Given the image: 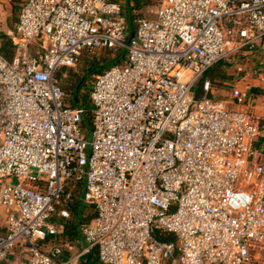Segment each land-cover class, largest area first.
Masks as SVG:
<instances>
[{
  "label": "built area",
  "instance_id": "2783aa9c",
  "mask_svg": "<svg viewBox=\"0 0 264 264\" xmlns=\"http://www.w3.org/2000/svg\"><path fill=\"white\" fill-rule=\"evenodd\" d=\"M10 1L0 264L22 242L26 264H71L48 244L72 220L78 183L95 211L80 227L85 253L101 264H264L263 118L237 82L221 100L207 78L263 43L264 0H154L156 18H134V29L121 0ZM103 50L126 58L96 77L87 133L85 109L68 105L57 75Z\"/></svg>",
  "mask_w": 264,
  "mask_h": 264
},
{
  "label": "crops",
  "instance_id": "0c3cea01",
  "mask_svg": "<svg viewBox=\"0 0 264 264\" xmlns=\"http://www.w3.org/2000/svg\"><path fill=\"white\" fill-rule=\"evenodd\" d=\"M1 1V0H0ZM123 3V6L126 10V12L129 10V14L128 17L130 19V16L133 18H136V13L138 12L136 7V0H121ZM154 1V0H153ZM8 2L10 3H14L13 1L8 0ZM155 2V1H154ZM15 4V3H14ZM156 4V2H155ZM157 12V11H156ZM18 17V14H17ZM156 18V13H155V17ZM154 18H149V19H154ZM17 22H18V18H17ZM17 25V23H16ZM15 30H16V26L15 29L13 28V30L11 31V36H0V42L2 44V46L5 44L6 45V55H10L12 57V59L15 57L16 55V50H15V46L13 44L12 41V37L15 34ZM2 37V38H1ZM264 44L261 43L259 46H262ZM256 47L255 48V52H257L258 50H260V48ZM253 51H246L243 54H247V53H252ZM262 61L261 59L257 60V63L255 62V65H261ZM225 67V66H224ZM239 74L236 75L235 73V77L232 76V74H229L230 76H232L233 78H230V76L228 75V71L225 70L226 72V80L223 83H220L219 81L217 82V85L214 87L213 89V93L215 98L217 99H221V100H231V87L230 85L237 82V85L240 89H242L245 92H248L249 94H252L254 97V101H255V106L252 108L253 111H255L257 114H259L262 118H263V134L261 136V143H264V95H259V94H263L264 93V86H262L258 81L255 82V84L253 85H249V86H244L242 87L243 81H245L247 79V77H245V73L243 68H240L239 70ZM256 80H259L257 78V74H255ZM255 81V80H253ZM260 81V80H259ZM233 82V83H232ZM264 84V83H263ZM253 89H258V92H253ZM259 89H263V90H259ZM1 187V185H0ZM92 216V215H91ZM90 218V217H89ZM7 220H8V212L5 208L0 207V232L5 231L6 227H7ZM68 222V221H66ZM66 222L60 225V229L59 231L61 232L59 234V240H54L52 241V239L50 240L48 247H51L53 245H61L63 247L64 250V254L62 256V260L63 261H71V264H101L99 262L98 259V255L96 253H91V254H86L85 253V249H86V243L82 237V235L80 236L79 239H71L68 236L64 235V225L66 224ZM70 222H73V218ZM90 222V221H88ZM85 220V223H88ZM62 226V227H61ZM29 258V254H28V246L27 244H25L24 242L18 244L15 248V250L10 254L9 260L6 264H26L27 260Z\"/></svg>",
  "mask_w": 264,
  "mask_h": 264
},
{
  "label": "rangeland",
  "instance_id": "374dc122",
  "mask_svg": "<svg viewBox=\"0 0 264 264\" xmlns=\"http://www.w3.org/2000/svg\"><path fill=\"white\" fill-rule=\"evenodd\" d=\"M137 3V13L136 18L141 19H149L154 18L155 13L157 11V6L153 0H136ZM129 14V10L127 11ZM17 14L18 9L16 4L8 2V0H1L0 1V36H11V31L13 28L15 29L16 23H17ZM2 38V37H1ZM260 50L255 52L254 49L252 53H247L243 55H239L235 57L228 65L225 66V69L228 71V75L232 74L233 77L239 74V69L243 68L244 75L247 77L245 81H243L242 87L249 86L255 84L256 81H258L262 86H264V81L262 79L256 80L255 74H262L264 72V44L262 46H259ZM115 54H111L110 52H107L106 50L97 52L96 54H91L90 57H88L89 62L96 61L100 64V66L105 67L107 62L113 61L115 58ZM261 59L262 64L261 65H255V62L257 63V60ZM87 62V60L83 59L82 66L78 67L76 69H72V71H68L67 73H63L61 79H59L60 85L63 88L65 94H66V100H70L71 98V92L74 88L75 82L78 78H82L89 68L90 63ZM107 70V69H106ZM60 73H58L57 76H59ZM230 76V75H229ZM230 76V78H233ZM97 76H93L90 78L86 84L85 94L88 96L90 95L91 89L93 87V84L96 80ZM264 77V75H263ZM62 80V81H61ZM255 80V81H253ZM219 85V84H217ZM263 90V89H259ZM259 95H264L259 94ZM68 103V101H67ZM88 141H91V136L88 134L87 137ZM17 179H14L13 182L17 184ZM73 190V187H72ZM71 190V191H72ZM73 213V212H72ZM91 215H95V211L92 208L86 207L84 217L86 219V222L89 221V217ZM73 221L75 220L76 216L73 213L72 214Z\"/></svg>",
  "mask_w": 264,
  "mask_h": 264
},
{
  "label": "trees",
  "instance_id": "16d2710c",
  "mask_svg": "<svg viewBox=\"0 0 264 264\" xmlns=\"http://www.w3.org/2000/svg\"><path fill=\"white\" fill-rule=\"evenodd\" d=\"M133 20L134 18L130 16V21H131V26L134 29L133 26ZM2 51L5 54V56L9 59V60H13L12 57L10 55H6V45L4 44L2 46ZM110 52L111 54H115V58L113 61L107 62L106 66H100L99 63H97L96 61L94 62H89L88 57H90L91 53L90 52H84L81 56V62L83 61V59L87 60V62L90 63L89 68L87 70V73L82 77V78H78L75 82L74 88L72 89L71 92V98L68 101V105L71 106L72 108H84L85 109V115H84V121H83V128L87 131H90V129L92 128V106L90 104V100H89V96L87 94H85V89H86V84L88 82V80L90 78H92L93 76H99L101 74L104 73V71H106V69H110L114 66H122L125 62V58H126V52L122 51V50H118V51H107ZM230 62H222L220 63L218 66H216L213 70H211L207 76L208 79L211 80L212 85L215 87L217 82L219 81L220 83H223L226 80V72H225V67L226 65H228ZM82 66V64H81ZM80 66V67H81ZM72 69L74 70L75 68H63L61 69L58 73H60L59 76H57V79H61L63 73H67L68 71H72ZM58 79V81H59ZM62 81V80H61ZM60 83V82H59ZM63 89V88H62ZM253 92H258V89H253ZM264 145V143H262ZM73 200L70 204L71 208H72V212L75 214L76 218L73 222H66V224L64 225V235L68 236L71 239H79L81 236L80 233V227L81 225H83L85 223V217H84V213L86 210V206L84 205V203L82 202V198L84 195V185L82 183H78V184H74L73 185ZM70 192V190H69ZM60 211V208L57 209V212ZM95 217V215L90 216L89 221H91L93 218ZM88 222V221H87ZM160 239L164 242H175L176 237L172 234H167V235H163L160 236ZM54 240H59V235L54 236L52 241Z\"/></svg>",
  "mask_w": 264,
  "mask_h": 264
},
{
  "label": "water",
  "instance_id": "95a60500",
  "mask_svg": "<svg viewBox=\"0 0 264 264\" xmlns=\"http://www.w3.org/2000/svg\"><path fill=\"white\" fill-rule=\"evenodd\" d=\"M132 37H134V34L132 35Z\"/></svg>",
  "mask_w": 264,
  "mask_h": 264
}]
</instances>
